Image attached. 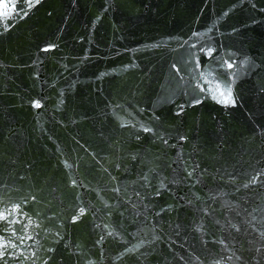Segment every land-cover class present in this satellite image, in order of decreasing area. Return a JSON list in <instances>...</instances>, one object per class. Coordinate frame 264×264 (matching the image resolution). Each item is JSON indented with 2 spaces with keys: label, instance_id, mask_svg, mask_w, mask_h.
Returning <instances> with one entry per match:
<instances>
[{
  "label": "water",
  "instance_id": "95a60500",
  "mask_svg": "<svg viewBox=\"0 0 264 264\" xmlns=\"http://www.w3.org/2000/svg\"><path fill=\"white\" fill-rule=\"evenodd\" d=\"M0 264H264V0H0Z\"/></svg>",
  "mask_w": 264,
  "mask_h": 264
},
{
  "label": "snow or ice",
  "instance_id": "6c2138e0",
  "mask_svg": "<svg viewBox=\"0 0 264 264\" xmlns=\"http://www.w3.org/2000/svg\"><path fill=\"white\" fill-rule=\"evenodd\" d=\"M229 67H231V65H229ZM36 107H39V104H37Z\"/></svg>",
  "mask_w": 264,
  "mask_h": 264
}]
</instances>
